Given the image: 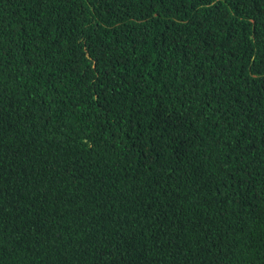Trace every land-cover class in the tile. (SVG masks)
I'll return each mask as SVG.
<instances>
[{
  "label": "trees",
  "instance_id": "obj_1",
  "mask_svg": "<svg viewBox=\"0 0 264 264\" xmlns=\"http://www.w3.org/2000/svg\"><path fill=\"white\" fill-rule=\"evenodd\" d=\"M0 264H264V0H0Z\"/></svg>",
  "mask_w": 264,
  "mask_h": 264
},
{
  "label": "clouds",
  "instance_id": "obj_2",
  "mask_svg": "<svg viewBox=\"0 0 264 264\" xmlns=\"http://www.w3.org/2000/svg\"><path fill=\"white\" fill-rule=\"evenodd\" d=\"M134 76L141 77L142 73L141 72H136V73H134ZM137 86H138V84L135 85L136 89H137ZM33 95L34 94L31 91H29L28 94H27L26 100L31 99L33 97ZM124 98L125 97H123L122 95H118V96L112 97V102L118 108L119 103ZM98 105L102 106V103H98ZM76 106L73 105L72 103H70L69 106L63 112V117L68 116V117L75 118L77 115L82 114L86 110L90 109L92 114H93V119L92 120H94L95 123L96 122L100 123V116H98V114L96 112V109H94V107H86V105L83 102H80V101L76 102ZM109 111L110 110H108V112ZM30 113H32V112H30ZM36 125L29 126L28 130L26 131V135L23 136L21 139H26V138L30 137L32 135L33 131L35 130ZM74 165H75V154L71 155L65 162V166H66L67 170H69V171H71L73 169ZM53 168H54V161L52 159H50V158L44 159L39 164V167L37 168L36 172L32 176L33 184L36 187H38V188L45 187L51 180ZM3 229H4V226L1 228L2 236H3ZM9 258H10V261H13V260H25V259L32 258V256L27 254V253H25V252H20V253H17V254H14V255L10 256Z\"/></svg>",
  "mask_w": 264,
  "mask_h": 264
}]
</instances>
